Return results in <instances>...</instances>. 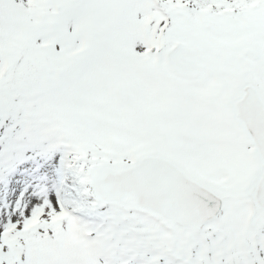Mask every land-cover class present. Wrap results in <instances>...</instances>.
Returning a JSON list of instances; mask_svg holds the SVG:
<instances>
[{
    "label": "snow or ice",
    "instance_id": "obj_1",
    "mask_svg": "<svg viewBox=\"0 0 264 264\" xmlns=\"http://www.w3.org/2000/svg\"><path fill=\"white\" fill-rule=\"evenodd\" d=\"M0 264H264V0H0Z\"/></svg>",
    "mask_w": 264,
    "mask_h": 264
}]
</instances>
